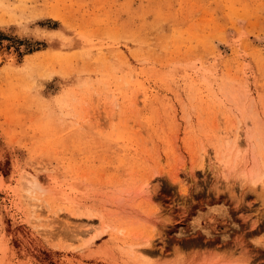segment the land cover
<instances>
[{"label": "rangeland", "instance_id": "obj_1", "mask_svg": "<svg viewBox=\"0 0 264 264\" xmlns=\"http://www.w3.org/2000/svg\"><path fill=\"white\" fill-rule=\"evenodd\" d=\"M236 153L264 166V0H0V264H264Z\"/></svg>", "mask_w": 264, "mask_h": 264}, {"label": "bare ground", "instance_id": "obj_2", "mask_svg": "<svg viewBox=\"0 0 264 264\" xmlns=\"http://www.w3.org/2000/svg\"><path fill=\"white\" fill-rule=\"evenodd\" d=\"M201 161H203V159H201ZM245 163V157L242 156L241 153H236L232 160L229 159V157L220 160V165L222 167L221 172L223 173V176L227 179H231L230 177H233L234 179H237L242 186L245 185L251 189L255 188V191V186L259 185V188L257 187L259 189L257 190L259 191L258 196L264 201V166H262L261 168L258 165H255V168L249 169V171L246 172L244 169ZM146 244L148 246L150 245V242L146 241L145 245ZM149 251L144 249L142 250L141 248L137 249V252L140 255L147 254V252Z\"/></svg>", "mask_w": 264, "mask_h": 264}]
</instances>
